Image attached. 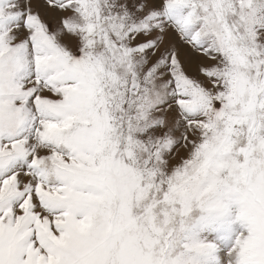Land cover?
<instances>
[{
    "label": "snow or ice",
    "instance_id": "6c2138e0",
    "mask_svg": "<svg viewBox=\"0 0 264 264\" xmlns=\"http://www.w3.org/2000/svg\"><path fill=\"white\" fill-rule=\"evenodd\" d=\"M0 264H264V0H0Z\"/></svg>",
    "mask_w": 264,
    "mask_h": 264
}]
</instances>
